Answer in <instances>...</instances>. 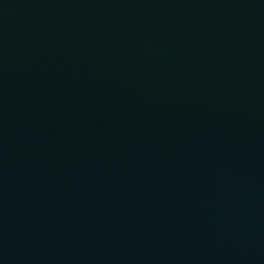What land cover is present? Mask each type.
I'll return each mask as SVG.
<instances>
[{
    "label": "water",
    "instance_id": "1",
    "mask_svg": "<svg viewBox=\"0 0 264 264\" xmlns=\"http://www.w3.org/2000/svg\"><path fill=\"white\" fill-rule=\"evenodd\" d=\"M0 264H264V0H0Z\"/></svg>",
    "mask_w": 264,
    "mask_h": 264
}]
</instances>
